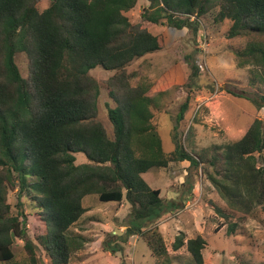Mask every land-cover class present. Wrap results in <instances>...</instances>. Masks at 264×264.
I'll return each instance as SVG.
<instances>
[{
    "label": "trees",
    "instance_id": "1",
    "mask_svg": "<svg viewBox=\"0 0 264 264\" xmlns=\"http://www.w3.org/2000/svg\"><path fill=\"white\" fill-rule=\"evenodd\" d=\"M40 1L0 0V264H22L16 260L15 238L25 241L24 264H42L39 246L28 238L24 210L14 214L8 202L9 190L17 187L20 207L29 197L40 209L45 231L39 245L53 264H69L85 247V237L70 229L87 213L83 200L92 195L104 203L127 201L132 208L128 234L140 236L155 257L171 264L153 226L178 206L165 203L143 175L172 162L205 164L185 145L193 134L192 127L184 134L191 100L188 96L180 107L175 150L168 154L150 89L132 86L126 69L164 49L163 36L147 24L188 28L202 40L203 19L211 16L215 28L231 22L227 39L247 38L235 52L237 68L251 67L256 78L251 84H264V0H149L138 23L130 13L139 0H51L44 10ZM19 53L29 59V79L17 65ZM98 66L117 72L108 83L115 104L108 106L112 137L99 120L101 87L90 75ZM190 68L192 82L199 67L192 63ZM254 94L234 95L263 109L264 94ZM78 153L89 162L77 165ZM224 160L223 178L209 177L223 198L246 213L264 208V120L255 119L227 148ZM228 229L233 233L236 226ZM206 246L202 236L186 242L182 233L173 250L186 247L194 264H204Z\"/></svg>",
    "mask_w": 264,
    "mask_h": 264
},
{
    "label": "rangeland",
    "instance_id": "2",
    "mask_svg": "<svg viewBox=\"0 0 264 264\" xmlns=\"http://www.w3.org/2000/svg\"><path fill=\"white\" fill-rule=\"evenodd\" d=\"M50 2L41 0L40 9H46ZM137 10L130 15L136 23L141 22L139 11L143 9ZM210 17L203 19V39L208 42L205 52L199 48L200 36L188 28L177 30L145 24L152 32L163 36L164 49L134 61L126 69L131 74L132 86L150 89L148 95L155 102L153 112L155 121L159 122L158 132L168 154L175 150L173 133L176 117L189 96L188 126L184 134L191 127L193 134L185 145L197 159L202 155L205 162L200 167L189 161L172 162L167 168H154L143 175L152 189L161 191L165 203L174 201L178 206L156 222L153 228L157 227L161 233L171 264H194L186 247L178 252L173 250L176 238L182 233L186 242L199 235L207 241L203 251L204 264H264L263 206H256L249 213L233 207L209 179L211 176L218 180L223 178L226 169L224 152L246 134L255 119L264 120V108L258 109L250 101L234 94L245 93L249 97H253L255 91L264 94V84L256 81V85H252L256 78L251 67L237 68L235 52L245 47L247 38L227 39L226 26L215 28ZM188 56H191L190 60ZM16 62L22 76L29 79L27 56L17 54ZM192 63L199 67V75L189 82ZM90 75L101 87L99 120L112 137L108 106L115 107V104L109 96L108 83L117 72L98 66L90 71ZM189 86L192 93L188 95ZM75 156L77 165L89 162L82 153ZM17 192L18 187L9 190L8 202L12 211L16 214L24 210L28 238L39 246L38 257L42 264H53L39 245V238L45 231L39 216L40 209L29 197L22 198L23 207H20ZM83 206L87 213L70 231L74 235L82 234L86 245L72 255L69 264H164V258L155 257L140 236L128 234L132 208L127 201L104 203L92 195L83 200ZM217 209L223 214H219ZM232 224L236 226L233 233L228 229ZM24 245L25 241L15 238L16 260L22 264L26 255Z\"/></svg>",
    "mask_w": 264,
    "mask_h": 264
},
{
    "label": "crops",
    "instance_id": "3",
    "mask_svg": "<svg viewBox=\"0 0 264 264\" xmlns=\"http://www.w3.org/2000/svg\"><path fill=\"white\" fill-rule=\"evenodd\" d=\"M144 2H146V4H144ZM147 2H149V0H139V2H138V4H137L136 8H135L131 13L133 14L134 11L138 12L137 8H142L143 10H144V8H148V7L150 6V2H149V4H148ZM131 13H130V15H131ZM139 13H142L141 10L139 11ZM140 19H141V18H140ZM224 25L226 26L227 29H229L230 26H231V22H230L229 20H227V21L224 23ZM150 30H151V29H150ZM223 67H225V66L223 65ZM225 69H227V68H225Z\"/></svg>",
    "mask_w": 264,
    "mask_h": 264
},
{
    "label": "built area",
    "instance_id": "4",
    "mask_svg": "<svg viewBox=\"0 0 264 264\" xmlns=\"http://www.w3.org/2000/svg\"><path fill=\"white\" fill-rule=\"evenodd\" d=\"M207 46H208V42H207L206 39H202V40H200L199 48H200L203 52H205L204 50H206V47H207ZM202 66H203V64L200 65V68H201V69H202Z\"/></svg>",
    "mask_w": 264,
    "mask_h": 264
}]
</instances>
